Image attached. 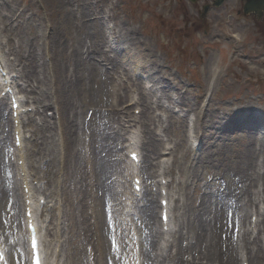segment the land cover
I'll return each instance as SVG.
<instances>
[{
  "label": "bare ground",
  "instance_id": "bare-ground-1",
  "mask_svg": "<svg viewBox=\"0 0 264 264\" xmlns=\"http://www.w3.org/2000/svg\"><path fill=\"white\" fill-rule=\"evenodd\" d=\"M0 1H2L0 2V27L6 37L8 54L14 57L15 62V64H12L4 61L5 67H0L3 71L8 69L9 72L6 73L10 74H12L11 72L13 71H17L16 73L19 79L25 84L21 87H17L16 82H11L13 83L14 89H17L18 94H20V92L29 93L28 98L36 105H39V108H48L53 104L56 105L53 114H57V111L59 112L60 122L58 124V130L60 131L59 137L62 140L60 143L64 146V156H66V160L71 161L72 167L78 169L79 183L82 185L85 183V180L90 178L91 184H88L90 188H94L96 193L100 191V195L106 193L107 197L106 195L103 196V203L106 204L110 200L111 203L114 204V212L117 214L115 215V220L119 222L118 226L121 231L123 230V224L132 223L133 216H139L141 223L145 227L144 230H147V234L144 235L146 245L151 249V251H149L150 249L147 250V247H145L146 261H150L151 264H182V261L178 260V255H181L183 252L191 256L192 252H195L196 255L194 256L196 258L191 256V260H188L187 264H235V256L237 255L241 259V264L242 262H246V260L242 259L247 255V257L251 259L255 258L254 261H256V263H264V240L256 236L248 239V241L256 247L257 252L255 254L249 253L246 248H243V246L246 247L245 241L247 238H245V236L250 235L251 232L253 233V231L256 230V226L258 229L259 219L257 218L255 228H249L251 227L250 222L248 223V228H245L242 217L245 215L247 208L243 209L241 206L236 208V216L238 220H241V234L240 240L236 243L237 247H232V245L228 243V239L229 235L233 234L232 216L235 213L232 207L233 203H230V206L225 208L227 216L225 213L222 216L221 209L219 211V218H216V212L211 216V208H209V205L211 203V198L216 194L212 191H207V188H201L200 184H197L198 187L196 188L199 194V204H194V202L184 204L183 200L180 206L174 207V209L181 210V213L176 215L174 228L171 227V218L166 225L168 232L165 233L162 231L163 225L160 221V229L157 228V222H155V200L153 194L148 190L147 179L151 181L149 185L151 190L155 187L154 181L157 179L156 183H158V190H166L169 192V197H171V190H169V188L166 189L167 187L161 184V180L166 179L165 176L167 174L176 170L178 177L175 178L173 182L178 185L182 176H184L185 180L195 178L197 176L196 173L201 169V161L197 160L196 153L193 152L192 155L189 153L193 151L192 146H188L187 140H185L186 147L183 143V135L182 137L180 135L181 132L174 131L176 130L175 127H177L178 130L183 127V119L180 117V113L183 111H191L192 105L185 101V99H187L185 94L174 91L177 100L176 102H172L171 100L170 104L178 107L179 113L173 114V109L168 107L165 108L168 115H166L164 119L162 116L157 119L156 115H150L151 109L161 108L160 99L162 97L168 100L173 97L171 91L167 89L160 90L157 87L159 86V78H150V80L154 82L152 87L147 88L145 86L143 89L139 85V78H136L137 73L135 72L131 75L124 74L125 76L119 75L115 77L114 70L117 66H126L132 69L133 65L130 63L132 60L137 66L142 67L141 63L145 66V63L137 59L124 62L114 57L107 58L103 52L104 47L110 48V50L111 48L115 49V47H117L116 45H112L104 36L103 31L105 29V24L102 22V19H105V17L108 19H117L119 16L116 10L108 12L107 16L95 20L90 18L92 15L96 16L95 9L98 7L97 4L93 6L92 4L87 5L81 0H60L59 4H64L65 6H63L65 10L60 9V11L63 15L67 14V18H71L72 26L70 22V27L73 31H64L61 27L62 22H59L53 27L50 40L45 42L42 36V26L38 24L40 21V13L38 9L35 8L33 0H26L25 5L22 3L23 0H8V6L6 1ZM66 4L69 6L70 10L66 7ZM73 7L76 8V12L73 11ZM46 13L48 15L47 10ZM49 14H51V12H49ZM97 14L100 13L97 12ZM51 20L52 18L50 21ZM124 26L126 28V35L120 37L118 36L120 26L117 25L116 30L115 25L111 28L112 34L116 37V41L119 42L120 45L123 42H128V44L123 43L126 45L127 50L129 46L140 48V41L135 37V34L128 30L125 23ZM59 29L63 30L65 34L64 45H62L63 42L61 43L58 37L57 31ZM80 33L83 34V39L78 38ZM235 37L237 40V35H235ZM40 40H42V43H39ZM82 47L85 48V51ZM85 53H87L86 57L84 56ZM94 55L98 56L97 59ZM43 57H48L51 60V64L47 65V69L51 76L50 81L54 87L52 97H49L47 92L48 80H46L43 71L37 69L39 65L43 63ZM89 58L96 60V62ZM7 65L11 67L8 68ZM152 66L156 67V64ZM82 71L87 72L86 77L81 73ZM216 72L217 67L214 64L210 68V73L215 75ZM40 75H43V78H41ZM129 81L134 82L131 84ZM212 82L213 80L211 79L210 84H212ZM94 83L96 84L95 89L93 88ZM6 87L7 86L3 88L5 89ZM3 88L0 89V92L3 91ZM132 88L137 92V99L132 95ZM98 95H101L103 99H97ZM52 100H54L53 103ZM120 103H123L124 106H120ZM136 104L142 107L140 117H136L130 113V107ZM4 106L5 103L3 99L0 98V124L3 122V128L0 131V201L6 199L5 208L9 197L8 193L11 190V197L13 198L12 212H15L18 210V207L15 206L19 204V194L17 193V185L14 184V182L11 184L6 173L8 166L5 161V152L8 134L4 131V128L7 127L8 120L3 118ZM23 107L24 104H20L17 110L21 123H23V116L28 115L27 113H25V115L23 114ZM183 107L186 108L183 109ZM85 108L87 110L85 112L86 116H88V111L92 112L86 120V123L83 120V115L82 118H80L83 121L78 123V113H81ZM26 118L31 125L32 136L34 137L33 140L29 142V148L25 150L27 155V151H31V153L34 154L36 146V151H38L39 144L37 138H44V143L46 144L49 137L47 134H50V132L47 130L48 122L45 118L40 125H36L35 121L31 120L29 117ZM201 120L202 118L196 120L195 125L199 128L206 126L204 120H202L203 122ZM15 130L19 136L25 137L24 131H19L18 127H16ZM160 134H162V137H159ZM168 134L171 136L173 135V140H171ZM216 136L223 137L219 131L212 132L209 141L206 142L205 145L207 146L210 144V141L215 139ZM165 137H167L168 140ZM139 139L140 146H138ZM189 140L193 142L191 139ZM168 141L172 143V146L167 148V150H169L168 154L172 159V168L163 163L164 158L158 156L157 158H159V161L153 166L152 160L155 159L154 156L160 154V149L163 147V144H167L166 142ZM258 141V148H264V136H261ZM254 142L255 139L253 140L252 138L245 142L244 149L238 153V164L234 163V165H232L233 169H238V183H244L241 190L243 189L242 191L245 195L254 194V191L250 193L248 190L252 182L264 181L263 174L261 175L262 178H259L260 171H258L257 168L258 164L254 166V169L252 167L253 157L255 155L254 149L252 148ZM21 143L25 145L24 138H22ZM143 145L144 149L147 151L146 157L149 162L146 163V165L145 163H141L139 166H132L123 158H119V160L113 159L114 156H118L124 149H129L130 147L139 149ZM47 146L51 147L50 143ZM25 147L26 146H24V148ZM80 147L83 149V153ZM181 147H184V151L178 157ZM42 152H45L46 155L53 154L51 152L47 153L45 148ZM17 153L18 152H16L15 155H17ZM102 153L105 154L104 157L101 156ZM139 155L140 158L143 159L144 156L141 151ZM53 162L51 164H53ZM50 165L45 167L47 173L51 170L53 171ZM262 165L264 167V162H262ZM143 167H146V169H143L144 172L142 175H147V178L143 181L142 197L139 200L136 199L134 193L130 192V188L127 185V177L135 175V173L138 172L141 173V168ZM154 167L161 168L162 171H157V174H153L149 170ZM81 174L84 180L81 178ZM246 182L247 185H245ZM73 186L77 188L76 184ZM188 189L189 186L185 185L183 188L184 192L181 193L187 200L189 199L187 197ZM181 190L182 189H179V191ZM227 195L224 198V202H226L225 199ZM123 197L124 199L122 200ZM30 199L33 200L38 210L39 206L37 205H39L38 202L41 198L34 199L33 196H31ZM171 200H173V197L172 199L169 198V202H171ZM245 202L246 206L256 204V201L251 199V197ZM8 212L10 213L11 211L9 210ZM228 212L232 214L231 218ZM260 213H262L260 210L252 213L249 219L252 216H264V214L261 215ZM5 214L7 216V213ZM213 220H217V224L220 222V226L226 229L225 236H221V238L223 237L222 240H219L217 237V226L212 222ZM18 221L19 217H17V222ZM108 224L109 220L106 219L101 231L98 224V232L95 235L97 236V248L95 250L96 253L99 252L102 256L111 255L110 249L106 245V235L107 232L109 233V230L107 231V228H104V226L107 227ZM213 225L216 232L212 231ZM41 226H39V228H41ZM88 228L86 219L83 217L81 230L86 232ZM187 229L190 230L193 236L187 233L182 234V231ZM72 231L73 226L71 227V232ZM171 237L172 240L170 241ZM190 238L195 239L193 244L188 242ZM19 240H21V238H19ZM181 240L187 241L184 248L179 247V242ZM62 242L63 240L61 244ZM91 243H93L92 239ZM92 245H94V243ZM170 247H176V253L174 255L166 251L167 248ZM62 248L66 249V245L63 244ZM220 249H223L225 254H228L226 255L225 262L222 260V256L225 254H223ZM71 252L69 250L66 254V262L68 264L80 263L79 258L75 256L76 252L75 254ZM21 257L22 256L19 254V261H21ZM166 260L167 262H165ZM200 260L202 261L199 263L198 261ZM23 262L25 264V261ZM97 264H99V261H97Z\"/></svg>",
  "mask_w": 264,
  "mask_h": 264
},
{
  "label": "rangeland",
  "instance_id": "rangeland-1",
  "mask_svg": "<svg viewBox=\"0 0 264 264\" xmlns=\"http://www.w3.org/2000/svg\"><path fill=\"white\" fill-rule=\"evenodd\" d=\"M4 1H6L8 6V0ZM25 1L23 0V5H25ZM59 1L33 0L35 8L40 13L38 24L42 26L43 33L45 28H49V25H47L49 18H52L53 27L62 22L61 27L64 31H73L70 27V22L72 26V20L66 17L67 14L63 15L60 11V9L65 10V8H63L64 4H59ZM81 1L87 5H98L95 9L96 16L92 15L90 18L95 20L104 15V9L106 11L113 4L116 5L111 11L116 10L119 17L111 19L112 22L102 19V22L108 28V34L113 36L112 26L115 25L116 30V26L119 25V37L126 35L125 23L128 30L132 31L140 41V48L129 46L127 51L124 52V49H120L115 51V54L119 58L122 57V59H137L145 63V66L141 63L142 67L136 69V72L146 77L144 78L147 83H143V85H150L148 87H151L152 84L147 79L158 77L159 85L168 86L175 100L177 96L174 95V91H179L180 94L186 95L187 99L185 101L192 105V110L186 116L183 130H179L181 134L183 133L185 139L188 136L187 120L189 116H192V122L198 118L204 120L206 126L202 128L195 129L192 125V135L195 136L196 140L194 149L199 151L204 146L203 152L199 155V161H201V166H204L207 171L197 172V177L192 180H185L183 177L181 192L183 193L184 186L188 185L187 197L189 199H185L180 192V203L179 201L178 203L181 205L184 200V204L192 201L197 204L199 197L193 194L192 191L194 187H197V180H201V187H207V191H212L216 194L211 198L210 206L212 212H216V218H219L221 209L223 216L224 205L228 202L227 199L226 202H223L224 195L229 189L230 193H236L239 185H241H235V176L238 169H233L232 165L234 163L238 164V153L244 149V143L250 138L254 140L264 131V18L257 22L251 15L243 16L239 0H226L220 7L209 10L204 19L200 18L201 9L203 5L209 4L210 0H198L195 4L190 3L188 0ZM66 7L70 10L67 4ZM46 10L50 17L47 15ZM73 11L76 12L75 7H73ZM97 12L100 14H97ZM64 31L61 29L57 31L61 43L63 42L62 45L65 44ZM45 35L47 36V34ZM235 35H237L238 40L234 39ZM78 38L83 39V34L80 33ZM48 40L49 38L46 41ZM0 42L6 60L11 63L14 57L7 54L6 38L1 28ZM123 43L128 44V42ZM120 47L125 48L126 45L124 47L123 44ZM82 49L85 51V48L82 47ZM103 52L108 55L107 58H113L106 47H104ZM84 56L86 57L87 53ZM95 57L97 59L98 56ZM89 59L96 62L92 58ZM43 62L48 65L50 60L47 57L43 59ZM154 64H156V67L152 66ZM214 64L217 66V72L213 78L215 82L212 90V88L209 89V82L213 77L210 73V68ZM42 71L48 79L50 77L48 71L46 72L45 69H42ZM81 73L85 77L87 76L86 71ZM115 73L116 76L121 73L124 74V70L117 67ZM12 75L18 82V86H21L22 81L18 79L16 74ZM95 87L96 84L94 83L93 88L95 89ZM47 92L49 93V90ZM22 95L24 98L26 97L25 94ZM133 95L136 97V92ZM97 99L102 100L103 97L98 95ZM4 102L6 105L4 106L3 116L7 118V100L4 99ZM161 104L163 108L171 106L170 100L165 98L161 99ZM32 106L35 107L36 105ZM139 106V109H133L135 106L131 108V112L135 116H139L137 113L140 111ZM155 109L157 108L151 109V112ZM173 109L177 114L179 108L174 107ZM85 110L86 108L83 111L85 112ZM161 112V109L156 110V114H161ZM51 113L50 107L44 108V111L39 109L38 114L33 113V111L27 112L37 123L43 121L42 118L44 117L49 120L51 127L49 126L48 131L51 134H47L49 137L46 144L44 142L39 143V149L34 155L31 154L29 157L23 158V161L21 159L20 162L27 168L33 183H36L37 188H34V193L46 200V205H48L45 209L43 207L41 216L44 217V213L51 215L49 223V229L51 230H49V234H46L47 237L45 236V250L47 249L48 258L53 255L55 249L53 240L55 239L56 229L54 224H57V231L59 230L62 239L63 231L66 229L64 239L68 244L66 247L67 252L75 248L77 242H81V249H78L84 255L85 251L90 248L87 244L91 241V238L96 243L93 230L89 227V224L98 223L99 229L103 225L102 194L100 195V191L96 193L94 188L88 186L90 178L85 180L82 185L79 183L78 169L72 167L71 161L62 159L60 164L59 146L56 142L57 120ZM24 119L23 129L26 130L27 136L29 135L28 138H25V141L30 142L33 137L30 135V128L26 124V117ZM9 129L10 123L8 127L4 128V131L8 133ZM215 131H219L223 137L216 136L206 146L205 144L209 141L211 133ZM49 143L51 147L47 146ZM257 144L258 141H255L252 146L255 152L252 167L254 169V166L258 164L260 172H263L264 148H258ZM44 148L47 153L51 152L53 154L46 155L45 152H42ZM183 151L184 147H181L178 157ZM163 156L169 158L167 154ZM123 157H125L124 154ZM52 162L53 164H51ZM31 163L33 167L30 165ZM48 165H50L54 173L52 170L47 173L45 167ZM31 169L33 175L30 173ZM11 172L14 174V171L11 170ZM171 176H175V174H171ZM212 177L213 180L210 181ZM81 178L83 179L82 174ZM74 184L77 185V188L73 186ZM254 187L255 192L258 191L259 194L255 193L253 197H258L261 200L264 184L261 181H255L251 183L250 190ZM17 189L20 192L19 187ZM155 199L157 201V195H155ZM51 206H53L52 209L50 208ZM261 207L264 211L263 202ZM254 209L251 208L249 210L254 211ZM2 212L3 210L0 207V214ZM83 217L89 227L86 232L81 230ZM216 222L217 220H214L217 226L216 234L218 239L222 240L223 237L221 238V236H225L226 230L222 227L219 228L221 223L217 224ZM245 222L248 224V218H245ZM66 225L67 228L65 227ZM72 226L73 231L71 232ZM260 226L262 229L263 224ZM214 232L216 231L214 230ZM257 236H263L264 238L262 232L258 233ZM250 248L255 251L256 247L251 245ZM220 250L222 253L224 252L223 249ZM222 257L225 259V256ZM55 258L60 259L59 264H66V254H64L63 258L54 255ZM235 264H240V261L235 259Z\"/></svg>",
  "mask_w": 264,
  "mask_h": 264
},
{
  "label": "water",
  "instance_id": "water-1",
  "mask_svg": "<svg viewBox=\"0 0 264 264\" xmlns=\"http://www.w3.org/2000/svg\"><path fill=\"white\" fill-rule=\"evenodd\" d=\"M244 13H248L250 11H257L260 9H264V0H244ZM223 2V0H214L213 5L218 6ZM207 8H204V11H206Z\"/></svg>",
  "mask_w": 264,
  "mask_h": 264
},
{
  "label": "snow or ice",
  "instance_id": "snow-or-ice-1",
  "mask_svg": "<svg viewBox=\"0 0 264 264\" xmlns=\"http://www.w3.org/2000/svg\"><path fill=\"white\" fill-rule=\"evenodd\" d=\"M34 231V230H33ZM36 246V242H35V236H33V247Z\"/></svg>",
  "mask_w": 264,
  "mask_h": 264
}]
</instances>
